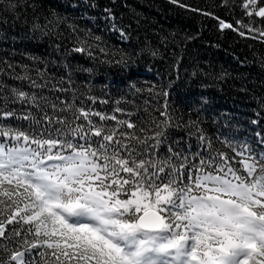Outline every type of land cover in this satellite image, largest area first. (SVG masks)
Segmentation results:
<instances>
[{
	"label": "trees",
	"instance_id": "trees-1",
	"mask_svg": "<svg viewBox=\"0 0 264 264\" xmlns=\"http://www.w3.org/2000/svg\"><path fill=\"white\" fill-rule=\"evenodd\" d=\"M59 162L86 171L55 209L32 178ZM225 198L264 233V0H0V264H134L78 205L124 246L118 227L222 264ZM151 209L161 233L137 229ZM236 234L235 264H264Z\"/></svg>",
	"mask_w": 264,
	"mask_h": 264
},
{
	"label": "rangeland",
	"instance_id": "rangeland-1",
	"mask_svg": "<svg viewBox=\"0 0 264 264\" xmlns=\"http://www.w3.org/2000/svg\"><path fill=\"white\" fill-rule=\"evenodd\" d=\"M48 168H50V170H47ZM85 171L86 166L83 162H81V164L72 166H64L60 162L51 163L48 164L47 167H36L34 174L37 177L32 178V180L39 184L41 188L46 192L48 198H50L52 202H54L55 209H60L56 191L64 187H72L69 181H73L75 175L84 173ZM90 186L91 185H87L86 188H90ZM239 190L233 193V195L239 194ZM89 197L91 201L94 199L93 194H90ZM225 199L226 200L212 201L215 203V206L211 208V213H213L211 215L214 216V214H216V217L219 216L218 222L214 223V225L220 226V230L217 232L219 238L218 240L225 245H229L231 251H233V253H229V256L223 257L222 260L224 261L226 259V261L222 264H235L240 256L246 255L247 253L249 254L251 251H253L252 249L246 248L244 245L239 248L237 247L235 243V240L237 239L236 233L238 232V236H240L243 241L248 240L249 238H254L255 240L261 238L263 242L264 233L259 230L258 224L256 223L255 219L252 218V216L248 217L244 214L242 218L238 217V213H240L241 209L235 202V200L227 198ZM97 210L89 207L88 205H78V207H66L65 209H63V213L69 219H75L78 223L81 222L92 226L98 233L103 234L112 242H115V244H117L120 248L122 247V251H124L130 257L134 264H198L194 260L185 257L179 248L175 249V258V255L173 254L170 247L158 245L155 242L156 240L151 241L152 245H155L153 250H151L150 245L145 246L144 244H139V241L137 239L138 233L134 229H128V234H126V231H124L123 228L118 227L117 236L119 238L122 237L123 241L128 240L127 243L129 244V246H124L121 242H117L114 239V236L111 234L112 224L104 219V211H102L100 206L97 208ZM207 211L208 209H206L205 206L201 207L200 214L202 218L204 217L203 214H205ZM237 218L241 219V221L239 222L241 229H239L238 227L236 228ZM206 221L207 218H205V222ZM132 239L133 241H130ZM154 251L159 256H155ZM215 258L216 261H214V264H218L217 257ZM171 259H173V261Z\"/></svg>",
	"mask_w": 264,
	"mask_h": 264
},
{
	"label": "water",
	"instance_id": "water-1",
	"mask_svg": "<svg viewBox=\"0 0 264 264\" xmlns=\"http://www.w3.org/2000/svg\"><path fill=\"white\" fill-rule=\"evenodd\" d=\"M137 227L142 232L158 234L165 229V221L157 210L151 209L141 215Z\"/></svg>",
	"mask_w": 264,
	"mask_h": 264
}]
</instances>
